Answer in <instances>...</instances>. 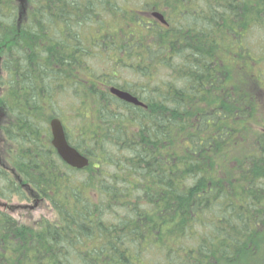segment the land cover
I'll return each mask as SVG.
<instances>
[{
    "label": "trees",
    "instance_id": "trees-1",
    "mask_svg": "<svg viewBox=\"0 0 264 264\" xmlns=\"http://www.w3.org/2000/svg\"><path fill=\"white\" fill-rule=\"evenodd\" d=\"M94 1L25 0L19 24L20 1L0 0V199L47 211L14 218L0 208V264L261 261L264 0H116L112 14L135 19L130 43L74 40V26L96 17ZM144 1L167 28L146 23ZM68 6L74 26L57 28ZM121 63L136 66L130 82L161 75L164 94L144 109L101 93L104 79L121 84L111 78ZM53 117L74 123L67 138L85 169L51 146Z\"/></svg>",
    "mask_w": 264,
    "mask_h": 264
},
{
    "label": "flooded vegetation",
    "instance_id": "flooded-vegetation-1",
    "mask_svg": "<svg viewBox=\"0 0 264 264\" xmlns=\"http://www.w3.org/2000/svg\"><path fill=\"white\" fill-rule=\"evenodd\" d=\"M81 2H83L84 0H79ZM126 1V0H125ZM103 2V3H102ZM147 1H144L143 5L150 7L152 6L151 4H146ZM95 4V9L96 11H94L96 15L95 18L92 19H88L85 21L84 24L82 25H77L74 26L71 24L70 22V18L71 16L69 15L70 10H71V6H68L65 8L66 13L68 15H66L64 17L63 20V26L62 27H57L60 29H68V26H74L75 28V32H74V36L75 39L74 40H82L84 39L85 36H88V33L90 34L91 39H100V40H107L110 44H113V42L117 41L116 39H125L128 41V43H130L129 38L126 39V36L130 33L131 35L129 36L130 39L132 40V36L134 34L133 30H134V18L131 15H121V17L119 16H114L113 10L112 8L114 6H116L118 3L116 0H102L100 2L98 1H94L92 2L90 5L91 7ZM142 17L147 19V24L149 26H161L164 28L168 27V22L165 19L164 11H156L155 7H151V10L149 11H141L140 12ZM159 14L162 16L163 21L165 22V25L163 23L160 22V20H158L156 18V15ZM56 27V26H54ZM77 37V38H76ZM81 37V38H80ZM97 44H100L102 41L96 40ZM105 50H107V48H104ZM70 51V50H69ZM98 55L99 58H101L102 62H110V57L108 56V58H106V56L104 54H95ZM123 56V61L126 62H133L134 60L126 57L124 54H121ZM69 57L70 54H68ZM150 56V55H149ZM144 58L146 59V56L144 55ZM71 59V58H70ZM113 62V61H112ZM144 62V61H143ZM132 63V64H133ZM137 64V63H136ZM68 65H70V63H68ZM119 65V63L116 64H112L110 66L112 67H117ZM122 68L125 69V71L123 70L121 74L119 73H115L113 75H111V78H114L116 80H118V82H120L121 84H118L119 86L116 85H112L110 83V81H106V79H104V82H101L100 85H98V89H100L101 93L107 94L110 97H113L115 99L120 100L116 95L112 94V89H116L119 90L121 92L127 93L131 96H133L134 98H136L139 102H142L143 104H145L143 101H148V102H152V101H156V93L159 94H164L165 92V86L163 84V82L160 80L161 79V75L157 76L156 74H150V69L147 70V73L145 75V77H143L141 80L138 79V76H135L134 79L135 81L130 82L129 80V74L126 73V70L128 68H134L136 66L134 65H130L129 63H121ZM108 66V67H110ZM82 67V66H81ZM78 68V72L76 74V76L74 77L75 82H79V87H83L78 88V93L79 95H81L84 91V84H85V79L83 77V73L81 71L82 68ZM139 67V66H137ZM146 68L151 67V66H144ZM119 69V68H116ZM128 74V76H127ZM214 73H209L208 77L211 79L213 77ZM108 78H110V76L108 75ZM123 78H125L123 80ZM126 80V81H125ZM139 81V82H136ZM153 87V88H152ZM206 89L209 90V85L206 86ZM78 96V95H77ZM162 99H159L158 101L161 102ZM122 101V100H120ZM124 102V101H123ZM146 109V108H145Z\"/></svg>",
    "mask_w": 264,
    "mask_h": 264
},
{
    "label": "water",
    "instance_id": "water-1",
    "mask_svg": "<svg viewBox=\"0 0 264 264\" xmlns=\"http://www.w3.org/2000/svg\"><path fill=\"white\" fill-rule=\"evenodd\" d=\"M20 3L23 5L24 0H19ZM157 18H159L160 21L163 22L162 16L156 15ZM1 63V59H0ZM0 75H1V68H0ZM112 92L119 97L120 99L132 103L136 106H141V103L138 102L137 99L132 97L131 95L121 92L116 89H112ZM51 129H52V134H53V140H52V145L55 147L57 150L59 156L70 166L77 168V169H83L87 167L89 161L87 158H84L81 156L76 150L71 148L67 144L65 132L63 129V126L61 122L58 119H54L51 121Z\"/></svg>",
    "mask_w": 264,
    "mask_h": 264
},
{
    "label": "rangeland",
    "instance_id": "rangeland-1",
    "mask_svg": "<svg viewBox=\"0 0 264 264\" xmlns=\"http://www.w3.org/2000/svg\"><path fill=\"white\" fill-rule=\"evenodd\" d=\"M139 0H132V2L133 3H136V2H138ZM55 10V9H54ZM29 11V10H28ZM27 11V12H28ZM26 13V12H25ZM259 40H260V44L262 43V44H264V37L262 36V35H260L259 36ZM252 42V47H253V49H254V51L255 52H258L259 50H258V48H257V46L254 44V42L256 43V41H251ZM258 44V43H257ZM261 51V50H260ZM262 52V51H261ZM92 59H97V57H92ZM93 62H95L96 63V61H93ZM93 66V65H92ZM95 67L96 68H98V67H100V63L99 62H97L96 63V65H95ZM262 68H263V71L262 72H264V66H262ZM263 79H264V77H263ZM264 83V82H263ZM264 84H262V86H259V88H260V90H261V92L263 91V93H264V86H263ZM3 88V87H2ZM64 111L66 112H69L70 111V109L69 108H65L64 109ZM67 125H68V128L69 129H72V125H74V123L72 122V121H69L68 123H67ZM10 204L11 205H13V204H19V202L16 200V199H14L12 202H10ZM8 211V210H7ZM9 212V211H8ZM30 211H19V213H15V214H13V217L14 218H18V217H22V218H25V217H31L32 215L35 217V218H38V217H40V216H42V215H46L47 214V211L45 210V209H41V210H38V211H35V213L34 214H31V213H29ZM10 213V212H9ZM152 257V258H157L156 256H155V254L154 253H150L149 255H147V257ZM158 262V261H157ZM242 264H264V259H262L261 261H258V260H252V261H249V260H245V261H243V263Z\"/></svg>",
    "mask_w": 264,
    "mask_h": 264
}]
</instances>
